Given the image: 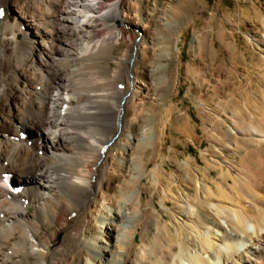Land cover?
Wrapping results in <instances>:
<instances>
[{
	"label": "bare ground",
	"instance_id": "bare-ground-1",
	"mask_svg": "<svg viewBox=\"0 0 264 264\" xmlns=\"http://www.w3.org/2000/svg\"><path fill=\"white\" fill-rule=\"evenodd\" d=\"M133 1L0 0V18L4 8L12 11L0 25V264H264V112L256 129L227 110L237 125L230 131L237 161L226 169L216 164L220 172L211 177L206 159L192 200L162 194L164 207L175 205L165 212L174 221L183 216L175 242L160 237L164 226L150 227L161 213L143 199L146 173L115 176L121 172L110 165L112 147L151 144L140 125L137 135L125 130L129 100L140 88L133 83L141 52L133 47L147 26L131 22L140 9ZM125 43L123 73L111 83L95 77L94 57ZM115 81L116 91L94 89ZM152 138L156 144L158 135ZM172 154L180 172L153 169L151 187L194 180L196 163ZM63 224L74 233L62 237L70 246L60 250L49 245L48 231Z\"/></svg>",
	"mask_w": 264,
	"mask_h": 264
},
{
	"label": "rangeland",
	"instance_id": "rangeland-1",
	"mask_svg": "<svg viewBox=\"0 0 264 264\" xmlns=\"http://www.w3.org/2000/svg\"><path fill=\"white\" fill-rule=\"evenodd\" d=\"M133 3H138L140 9L136 18L131 17V22L147 26L142 30L143 39L133 47L141 52L135 64L133 83L140 88L129 100L125 130L137 135L140 125L146 132L150 131L151 144L143 148L137 143L134 151L126 152L114 146L109 152V162L121 172L115 176L132 175V171H136L134 175L146 173L142 177L143 199L147 208L156 207L161 213L150 227L162 231L164 226L167 231L159 234L160 237L164 234L168 240L173 237L175 242L180 237L173 233L179 232L175 223L180 225L183 216L174 214V221L165 212L169 206L175 209V205L169 201V206L164 207L162 194L171 190L178 201L192 200L199 170L205 169L206 159L224 169L228 163L237 161L232 155L233 134L230 133L237 130V125L231 121L227 110L240 120L238 122H243L242 125L259 127L256 120L264 112V0H135ZM11 12L4 8L0 25ZM126 45L118 44L109 52L96 55L91 64L94 76L111 83L116 75L123 73L125 62L119 59ZM161 66H166V71H158L153 76L146 73L149 67L160 69ZM116 82L107 87L98 83L94 89L100 92L107 88L113 92L118 87ZM152 85L157 87L158 100L152 99ZM115 96L116 93L113 103L117 101ZM153 133L158 135L156 144ZM241 137L237 133L243 143ZM172 152L178 153L181 162L196 163L194 180L187 186L176 177L174 183L163 188L151 187L149 174L153 169L163 165L166 174L180 172L172 161ZM213 165L211 177L220 172L219 167ZM181 173L184 176L186 171L181 169ZM115 184L118 183L115 181ZM32 210L30 207L29 212ZM44 232L45 227L41 225L39 236L43 240ZM73 233L71 225L53 226L48 231V237L52 236L49 245L67 249L70 242H64L62 237ZM139 237L136 243L140 247Z\"/></svg>",
	"mask_w": 264,
	"mask_h": 264
}]
</instances>
